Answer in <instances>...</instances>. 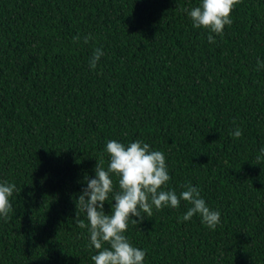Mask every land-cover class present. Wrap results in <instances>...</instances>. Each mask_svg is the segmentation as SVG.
Here are the masks:
<instances>
[{"label":"trees","instance_id":"trees-1","mask_svg":"<svg viewBox=\"0 0 264 264\" xmlns=\"http://www.w3.org/2000/svg\"><path fill=\"white\" fill-rule=\"evenodd\" d=\"M200 3L0 0V182L16 185L0 264H94L75 201L108 140L162 151L163 190L191 183L221 214L182 221L181 200L130 219L144 264H264V0L237 4L215 43L184 11Z\"/></svg>","mask_w":264,"mask_h":264},{"label":"clouds","instance_id":"clouds-1","mask_svg":"<svg viewBox=\"0 0 264 264\" xmlns=\"http://www.w3.org/2000/svg\"><path fill=\"white\" fill-rule=\"evenodd\" d=\"M241 2L242 0H201L199 6L184 11L193 27L208 30V41L215 43L212 34L223 35L225 26L233 23V9ZM79 39V36L74 37L76 41ZM89 39L91 36H86L84 42L87 43ZM103 54L100 48L94 50L89 58L92 70H95ZM257 64L258 67H264L259 60ZM229 135L239 139L243 133L237 126ZM104 151L108 156L107 167L104 166L103 159L97 162L95 178L85 176L87 186L75 201V221L78 227L87 229L89 247L96 250V254L91 257L94 264H144L145 250L134 247L125 233L130 219L137 226L146 217L153 215V209L160 211L169 206L178 208L183 200L191 207L180 218L182 221L199 215L201 222L210 230H214L220 223V212L207 206L198 187L189 183L182 186L185 190L179 194L174 189L163 190L171 177L162 151L152 150L148 143L141 140L127 145L108 140ZM260 153L257 160L264 158V148L260 149ZM113 177L117 178L118 190L114 187ZM15 190L14 183L0 182V218L4 220L9 218L12 211L9 198ZM105 202L111 205L109 214L104 211ZM80 213L85 214L87 223L80 219Z\"/></svg>","mask_w":264,"mask_h":264}]
</instances>
